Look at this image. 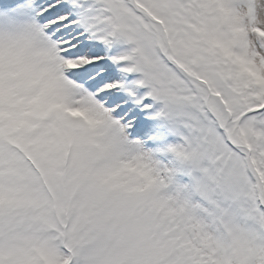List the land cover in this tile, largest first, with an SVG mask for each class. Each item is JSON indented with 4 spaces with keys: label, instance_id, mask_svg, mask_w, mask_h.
Listing matches in <instances>:
<instances>
[{
    "label": "snow or ice",
    "instance_id": "6c2138e0",
    "mask_svg": "<svg viewBox=\"0 0 264 264\" xmlns=\"http://www.w3.org/2000/svg\"><path fill=\"white\" fill-rule=\"evenodd\" d=\"M0 14V264H264V0Z\"/></svg>",
    "mask_w": 264,
    "mask_h": 264
},
{
    "label": "rangeland",
    "instance_id": "374dc122",
    "mask_svg": "<svg viewBox=\"0 0 264 264\" xmlns=\"http://www.w3.org/2000/svg\"><path fill=\"white\" fill-rule=\"evenodd\" d=\"M3 14H0L2 16ZM6 23L3 19H0V26H3ZM90 43H98L94 41H89ZM130 46L127 45H117L111 49L107 48L103 44H98L97 50L101 55H103L107 62L111 65L113 72L108 74L110 75V78L108 79L107 83H114V84H121L124 86V89L131 90L135 87V81L137 80V75L135 74H125L121 71L122 65H117L113 63V60L111 58L118 56L120 53L123 51L127 50ZM103 87V85H102ZM113 91L116 92V94L120 97H123L124 99L122 100V106L124 107H131L129 108V112L131 113L132 111L136 112H142L143 110L139 108V106L135 103V101L128 96V91L122 90V89H113ZM146 89L140 88L137 89V94L138 95H144L146 93ZM108 104H105V107H107ZM154 113H149V112H143L142 119L143 121L147 122V126L149 127V131L147 135L143 137H134L137 139H142L145 141L146 147L149 148H154L156 146V141L153 139L157 135L159 131L162 130V125L164 124L163 121L157 120L153 118ZM169 143H176L178 142V137L174 136H169L167 138Z\"/></svg>",
    "mask_w": 264,
    "mask_h": 264
}]
</instances>
